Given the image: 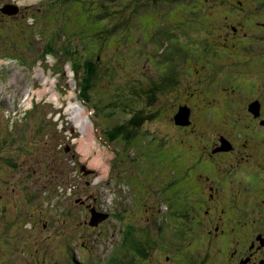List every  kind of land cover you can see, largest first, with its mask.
I'll use <instances>...</instances> for the list:
<instances>
[{"label":"rangeland","instance_id":"1","mask_svg":"<svg viewBox=\"0 0 264 264\" xmlns=\"http://www.w3.org/2000/svg\"><path fill=\"white\" fill-rule=\"evenodd\" d=\"M176 1L178 5L184 3L186 9L183 7L181 10L179 6L174 5L165 16H161L158 10L148 12L149 9H155L153 0H0V8L2 10L6 3L15 4V8L19 6V8L12 13L0 10V75L3 74L6 77L4 84L0 81V93L1 89H4L3 86L7 85L8 87H12L15 92L22 88L26 89L29 87L34 93L33 95L38 99L41 96H46V94L40 93L47 87L46 81L49 80L48 77H44V74L49 77L54 76L57 81L61 84H66V86L74 85V81L70 77L69 68L73 60L68 56L71 51L74 55L73 57L81 60L82 66L86 64L85 58L88 57L94 62L93 71L98 68V64L99 69L101 67L99 79L95 81L91 89V92L98 99L105 101L106 95L113 94L115 97L118 88L122 87L125 89L129 87L132 91L140 92V94L139 97L131 99L132 103L129 101L125 106H127V108L131 106L136 107L137 105H134L133 102H137L139 105L148 106L149 109L151 105H145V102L148 101L146 95L150 94L147 93L146 89L151 92L153 89L151 85H156L159 82V75L162 73L167 75L168 72H165L166 69L164 68H166L169 63L174 62L176 60L174 58L177 56V54H174L175 51L172 45L164 44V46L158 50V45L155 43V40L152 39L154 34L161 26H164L165 23H169L172 26L175 25L174 22H176L178 18H180L182 24L183 22H187L197 23L194 25L198 26L203 25L204 30H199L198 33L193 30V36L196 37L197 40H203L206 37L209 38L207 42L209 45L208 50L211 52L210 55L215 47L218 48L219 52L215 55V58H212L213 62L214 59L217 58L214 62L217 68L214 69L215 66L213 62V64L211 63L213 65L211 69L204 66L202 61L206 60V58L201 52L198 57V63H194L193 65V72L190 74L192 69H190L189 72L187 71L188 74L184 72L182 75L184 78L180 81L179 85L170 87H166V85V88L161 87L162 89H157L156 92L153 91V95L157 94L160 97L159 99L157 97L156 103L149 109V111L155 113L156 118L138 126L140 127L138 134L134 135H138L139 137H134V143L142 145L145 151L148 144H145L144 142L146 139H142L141 137L159 135L163 137L165 142L174 146V148L179 149L180 147L186 151L185 156L182 157L183 159L181 160H189L200 167L202 164L214 166L216 161H218L221 165L217 166L215 174L205 173L201 169L197 171L198 174L195 180L199 182L198 190L202 198L204 199L208 195V186L211 184L209 182L210 179L214 180L216 176L225 178L224 175L227 174L226 176H230L228 184L238 183L239 180L237 188V190L241 188L239 196H246V198H248V210H250L252 209L251 202H256L262 198L261 191L259 190L260 182V187L264 188V141H255L254 135H250V138L248 137L250 133H254L264 139V129L258 127L264 126L260 123L261 119L264 118L263 112L261 111L263 117L260 119L258 118L259 116L254 117L248 110V104L251 106L254 99L259 97L262 101L264 97L260 94L262 88L264 91V81L262 82V80H264V40L262 39L264 37V10H262V14L260 13V17L253 16L247 18L250 13L246 11L242 13V10L236 9L234 13V6L225 5L223 6L224 8H219L217 4L224 3L222 0ZM197 1L202 3V12L198 11L196 8H190L192 4H194L193 2L196 4ZM248 1L249 0H237L241 6ZM101 5L106 8L107 14L104 17L112 15V17H110L111 20H97L95 16H92L94 12L102 10ZM123 15L129 16L132 21L129 27L126 23H123L120 27L112 29V33L117 35V37H113L116 41L111 35L104 38L101 32H97L94 35L92 34V37L88 36L87 31L89 30L99 31L104 30L106 27L111 28L114 19ZM153 17H156V20L160 18L158 21L162 22L153 20ZM144 21L147 23L144 25L141 24L142 22L144 23ZM80 28L83 29L86 34H84ZM170 31L175 30L172 28ZM231 39H239V43H243L245 46H253L254 51L250 52L243 49L242 54L239 53L236 43H232ZM122 41L124 44H121ZM101 45L104 47L102 50L107 55L112 56L110 67L106 65L110 62H104L103 60L99 62L97 60V52ZM116 46L118 48H115ZM198 46H200L199 43ZM163 48L165 49L161 52ZM194 48L195 47H193L191 51L195 54L198 53V50ZM55 51H58L59 54L56 55L54 53ZM84 52L87 53L85 54ZM206 54L208 55V53ZM249 55L253 57L251 62H254L256 65L254 64L253 66L246 67V65H242L240 61L248 59ZM256 56H260L259 62L254 58ZM38 58H45L49 63L56 61L59 66L55 68L52 67V70H50L51 66H48V63L46 66L37 63V65H34V68L38 71V74L36 78L28 84L24 79L21 80L24 75L21 74L20 76L17 72L18 64L25 59L28 61ZM177 61L179 60L177 59ZM248 62L250 63L249 60ZM88 66L89 64L86 65V70H88ZM238 66L248 68L245 72L248 76L242 79V83H248V85H244L246 89L244 88L243 90H240L243 84L240 85L237 83V80L241 78L239 76H237V78H231V75H237L238 71L241 70ZM56 68L61 69V75L56 73ZM210 70L214 72L211 74V72L209 73ZM97 73L98 72H96V75ZM219 74L221 78L217 84L222 87H220V90H215L213 83H207L206 78ZM16 78L19 79V82ZM44 78L46 79L45 81ZM226 79H228L229 83L226 82ZM88 81L87 79V83ZM231 81H233L232 84H230ZM251 85L254 89L252 91L248 89ZM49 87L51 90L53 89L52 84L49 85ZM87 88H89L88 85ZM57 89L60 91L59 87ZM69 95V91H66L57 93L56 97L62 101V99H66ZM80 99L82 107L88 105V98L85 100L80 97ZM218 99L220 100L217 102ZM52 101L53 104L49 105L50 110L60 105L56 100L52 99ZM180 103L181 105L187 103L191 106L192 124L179 125L175 123L173 115L176 111L174 110ZM194 108H196L195 111ZM103 112L105 113V111ZM132 112L131 115L133 118L137 116V113ZM67 113L66 119L69 120V117H73V113L68 109ZM83 113L84 112L81 111L82 116ZM142 114L144 115L145 112H142ZM48 115L49 116L41 115L46 123V128L41 127V131L37 130L38 128L31 122L27 124V127L25 126L26 122L23 126L19 127V131L21 132L19 135V140H21L19 142V147L23 149L27 144L33 149L32 151L26 150L28 155L25 156L23 161L37 159V155L39 154L37 148L46 150L47 152L55 151L56 146L60 143V139L67 140L69 138L72 140L75 152L79 155V158L84 160L87 157L89 159L88 164L90 163L89 166L97 167L100 170L99 177L105 176L108 164L112 160V152L102 144L98 143L100 146L94 144L90 125L86 122V127H82L83 125H81L82 129L80 130V135L79 133L71 135L69 134L71 132L70 125L63 126L56 121L58 114L56 116ZM34 119L35 118H32V120ZM178 120L187 122L186 118H180ZM138 127L135 129H138ZM62 128L64 129L62 130ZM52 131H58V133H55V136H51ZM238 131L241 132V134L236 133ZM222 133H225V136L233 141L232 147L228 143L221 141ZM184 138L187 143L183 141ZM35 141H41L42 144H39V146L35 148ZM117 143L123 145L118 140ZM259 143L263 150L261 157L263 166L256 160V155L254 153L255 146ZM7 145L9 146V143ZM123 146L127 147V145ZM213 146L216 148L214 152L212 151L214 148ZM15 149L16 146L13 145L8 148V152H15ZM165 149V144L159 143L158 146L150 152L146 175L134 179V183L138 187L144 189L146 187V181L156 175L157 160ZM176 149H172L171 151L176 152ZM62 151H64L63 146ZM23 154L18 155L20 157L23 156ZM99 155L102 157V160H105L96 162L94 158ZM3 156L4 155H0V158ZM13 156L17 157L15 153H13ZM176 157L177 154H171L169 156L170 159ZM143 158L142 156V159ZM74 159L75 158H70L66 161L62 155V165H70L65 167V170L71 168ZM3 168V164L0 162V171ZM6 168L5 166V169ZM140 169H146L145 163L142 164ZM172 172L174 174L173 176L177 177L176 170L173 169ZM18 173H20L19 170H9L7 172L11 182L19 178ZM256 173L260 182L256 179ZM45 177L49 179L53 178L50 174ZM247 179H249L250 187L253 186L252 189H250L249 186H240L242 182L246 183L245 181ZM174 185L175 184L166 185L162 189V194H164L165 204L167 206L171 204L170 191H172ZM250 191L253 192V194H251ZM4 193L8 194L5 190ZM110 193H112L111 187ZM157 197L158 196L155 195L154 201L156 202ZM217 199L222 203L227 198L223 200V195L221 194L217 196ZM142 201L145 203L144 197ZM184 203V200L178 199L176 200L175 206L181 209ZM156 205L160 207L158 209L168 210L164 205ZM245 209V206H241V210ZM229 210L236 212L238 209L230 207ZM155 212L156 208H154L153 212L154 217L156 216ZM253 213L255 217H259V220L264 222V201H261V203L257 202L256 210L253 211ZM199 215L200 213L195 211L193 219L190 222L188 219L186 222L180 218L178 222L173 224L172 235H177L178 229H181L179 234L181 237L179 240L172 243L169 248L157 243L151 247L155 255L153 264H181L183 257L181 256L180 250L183 247L186 248L187 240L192 241L194 235L197 234V232L192 230L191 223L194 225V221H196ZM232 221L235 223L237 222L234 218ZM155 222H157L158 225L154 231L148 233L150 237L156 236L158 233L157 230L161 228L165 232L163 227L166 225L158 221ZM208 224L209 218L203 221L205 232V228ZM21 230L25 237L24 240L20 242V245L25 248L24 256L29 264H31L32 260L28 253L33 247V234L29 232L27 222H24V225L21 226ZM249 231L250 229L246 230L245 227L242 229L240 240L243 243L246 242V233ZM191 232L195 233L191 234ZM198 232L200 235L203 234L202 231ZM1 234L0 232V235ZM11 234L12 233H10L9 237ZM173 239L172 237V240ZM178 242H180V248L177 250L176 247ZM14 244L17 243L13 242L9 244V246ZM116 244L117 243H114V245ZM131 245L134 246V244L129 243L125 248ZM48 248L51 247L48 245L44 246L40 253L45 252L44 258L48 261H58L53 258L52 248ZM163 248L168 249L163 251ZM1 250L0 248V252ZM34 250L36 249L34 248ZM114 250L118 251L116 249ZM136 250H140V247ZM173 252L175 256H173L174 258L172 260L165 258L167 256L171 257ZM248 252L249 254L264 253L263 248L260 250L256 246L248 248ZM130 254L131 253H128L127 255ZM5 257L6 255L2 253V258ZM262 258H264L262 255H258L257 257L251 255V257L246 256L240 261L234 259L229 264H261L260 260Z\"/></svg>","mask_w":264,"mask_h":264},{"label":"trees","instance_id":"2","mask_svg":"<svg viewBox=\"0 0 264 264\" xmlns=\"http://www.w3.org/2000/svg\"><path fill=\"white\" fill-rule=\"evenodd\" d=\"M153 1L155 4V6H154L155 9H149L148 8L149 9L148 12L158 10V11H160L161 16H165V14H167L169 9L172 8V6H174V5L179 6L181 8V10L185 6L184 3L182 5H178L176 0H153ZM191 1H193V0H191ZM222 1H224V3L217 4V6H219V8H224L223 6H225V5L234 6V13H235V9L236 10H242L241 11L242 13L245 11L250 13V15H248V16L246 15L247 18H250L253 16H256V17L259 16L260 17V15L262 14L261 13L262 10H264V0H253L254 3L252 0H249L248 2H246V4H243L242 6L240 5V3L237 2V0H226V1L222 0ZM178 2H183V0H180V1L178 0ZM193 3L194 4H192V6L190 8H192V9L196 8V9H198V11L202 12V6H201L202 3L198 2V1L196 2V4H195V2H193ZM198 3H201V4H198ZM105 11L106 10H102L101 12L100 11L95 12V14L93 16H95L97 20L104 21L105 19H107V16L104 17L107 14V13H105ZM148 12H144V13H148ZM263 17H264V15H263ZM153 20H156V17H153ZM158 20H160V18H158ZM158 20H156V21L162 22V21H158ZM131 21H132V19L129 16H124V15L119 16V18L114 19L113 26L111 27V29L118 28L123 23H126L127 26L129 27ZM146 23L147 22L144 21V23L142 22L141 24L144 25ZM174 23H175V25H173V26L169 23H165L164 26H161L156 31V33L154 34V36L152 38L153 40H155V43L158 45V47H157L158 50H160L164 46V44L165 45H172V48L175 51L174 54H177L176 57L173 55L175 57L174 59H176V60L172 63H169L168 66L166 68H164V69H166L165 72H168L167 75H165V73L164 74L162 73L159 75V82L156 85H151V87L153 88L151 90V92L146 89L147 93H150V94H148V98H151L153 100H156L155 96L157 95V94L153 95L152 94L153 91L156 92L157 89H162L161 87H165L166 85H167L166 87L179 85L180 81L184 78L182 76L183 73L184 72L187 73V71L189 72V70L193 68L194 63H198V57L200 56L201 52H202V54L205 55V58H206V60L202 61V64L204 66L208 67V69H211L213 65L215 66L214 69L217 68V65L214 63L217 58L214 59V62L212 61V58H215V55H217V53L219 52L218 48L215 47V49L212 50V54L210 55L211 52H209V50H208L209 45L207 42L209 40V38L206 37L203 40L199 39L200 40L199 41V40H197L196 37L193 36L194 32L198 33L199 30L200 31L204 30L203 29L204 26L203 25L198 26V25H194L197 23H187V22H183V24H182V22H180V18H178L177 21ZM105 27H106V25H105ZM190 27H192V28H190ZM172 28L175 31H170ZM111 29H109L108 31H111ZM193 30H194V32H193ZM102 31H106V30H102ZM109 35H111L112 38L117 37V35H114L113 33L109 34ZM262 39L264 40V37ZM231 41H232V43H234V42L236 43L237 50L241 54H242L243 49H246V51H250V52L254 51L253 46H251V45L245 46L243 43H239L240 42L239 39H235V40L231 39ZM169 42H172V43H169ZM198 43L200 44V46H198ZM121 44H124L123 41ZM153 45H155V44H153ZM193 47H195L194 48L195 50H198V53L195 54L191 51ZM115 48H118V47L116 46ZM206 53H208V55ZM254 58H256L258 60L257 62H259L260 56H256ZM111 59H112V57H111ZM111 59L109 61L110 63L107 65L108 67H110ZM177 59L179 61H177ZM248 60L250 61V63L248 62ZM252 60H253V57L249 55L248 59L242 60V61H240V63L242 65H246V67H250L251 65L253 66L255 64L254 62L253 63L251 62ZM238 67L241 70L240 71L237 70L238 71L237 75L233 74V75H231V78H234V77L237 78V76H239L241 79L237 80L238 81L237 83L240 85L243 84V87H241V89H240V90H243L245 88L244 85L245 86L248 85V83H242V79L246 78L248 76L245 73L248 68H242V66H238ZM254 69H255V66H254ZM92 72H90L89 75H91ZM192 72H193V69L190 71V74ZM210 72L212 74V72H214V71L210 70L209 73ZM223 73H225V72H223ZM227 75H229V74H227ZM93 77L94 78L96 77V70L93 72ZM220 78L221 77L219 74V75H214L213 77L208 76L206 78V80H207V83H213L215 90H220V87H222V86L217 84ZM226 78H228V77H226ZM226 80H227L226 82L229 83L228 79H226ZM263 81L264 80H262V82ZM232 83H233V81H231L230 84H232ZM205 88H206V85H205ZM248 89L250 91L254 90L252 85L249 86ZM243 92H245V91H243ZM263 93H264V91L262 88V90H260V94L262 96H264ZM137 94H140V92H138ZM262 99H263L262 100V108L260 109L261 115L259 113V115L254 116V117L259 116L258 118H260V119L263 117L262 112H264L263 111L264 97ZM219 100L220 99H218L217 102ZM133 103L135 105H138L137 102H133ZM144 117H148V116L147 115L144 116L142 114V111H139V114L137 116H135L134 118H132L131 124H133V125H130L128 134L133 133L134 126L135 127L139 126L140 123L143 122ZM258 127H260V129H264V126H258ZM236 133L241 134V132H239V131ZM250 135H254V137H255L254 140L257 142L260 140L264 141V139L261 138L257 134L250 133L248 135V137ZM254 153L256 155V160L259 162V164L261 166H263L262 160H261L263 150L260 147V143L255 146V152ZM258 181L260 182V180H258ZM245 182L246 183L242 182V185H240V186H242V187L249 186L250 187L249 179H247ZM238 184H239V180H238V183H234V186L238 187ZM260 186H261V182H260L259 188H261ZM252 188H253V186L250 187V189H252ZM263 199H264V196L262 195V198L259 199L258 202L260 203ZM256 207H257V203L254 202L252 205V210H256ZM251 213H253V211H251ZM250 217H251V220L247 224H245V229L246 230L250 229V231L246 233V236H248V240H246V242L247 241L250 242V240L252 238H257V236L255 234H252V231H251L252 228H254V227H255V230H257L256 223L254 222V218H253V217H255L254 213L249 215L248 218H246V220H248ZM8 221L5 218L0 220V232L2 233L0 235V248L2 249L0 252V259H2V253H4L5 255L9 254V253L15 254V255L21 254L19 247H20V242L22 241V236H20L19 234H21L22 230L19 226H17L13 222L12 219L8 220ZM215 221H217V220H215ZM217 224H220V221ZM3 225H6V227H7L5 229V231L2 230ZM219 226H220V229L217 230L216 227L214 228V226L209 223L208 226L205 228L206 232H203V234H201V235L199 234L200 241L199 240H198L199 242L197 241L198 242L197 246L192 245V246H189L190 248H184V247L182 248L184 251L187 250V251H185V254H184L185 257H184L182 264H229V255L230 254H228V250H229V253H230V251H232L233 246L236 245V242L238 240V236L236 235V232L238 234H241L242 229H239L240 227H239V225H237L236 229L234 231H232L231 229H229L228 225L224 224V223L220 224ZM208 228L210 231H208ZM10 233H12V234L9 237ZM246 236H244V237H246ZM232 238H233V240H232ZM13 242H16L17 244L9 246V244H11ZM242 243L243 242L241 241V244ZM221 248H223V249L221 250ZM225 248H226V250H225ZM11 264H14V263H11Z\"/></svg>","mask_w":264,"mask_h":264},{"label":"flooded vegetation","instance_id":"3","mask_svg":"<svg viewBox=\"0 0 264 264\" xmlns=\"http://www.w3.org/2000/svg\"><path fill=\"white\" fill-rule=\"evenodd\" d=\"M263 114H264V112H263ZM260 115H261V113H260ZM206 167H208V171L210 173L213 171V169L211 168L213 166L208 164V165H206ZM208 188H207L208 191H209L208 195L211 198V202H212V205H210V208H211V210H214V209L217 208V202H215L214 199H216V196L221 195V194L224 196L226 194V190H225L224 186L221 183L217 182V181H216V183H214L212 185H209ZM251 194H253V192H251ZM224 199H225V197H223V200ZM262 201H264V199ZM218 204L221 207H225L226 206L224 204V202H222V203L219 202ZM220 214L221 215L218 216L217 221H215V220L213 221L214 224L212 223V220H211V224L214 226V228L216 227V229L219 230L220 229L219 225L224 223V224L228 225L229 229L234 231L236 229V226L234 225V223L232 221V218H230V216L227 215L226 208L220 209ZM253 218H254V222L256 223L257 230H255V227H254V228H252L251 231H252V234H255L257 236V238H252L250 240L251 244H250L249 241L241 244V240H240L241 234H238L236 232V235L238 236V240L236 242V245L233 246V249H232V251H230V253H229V250H228V254H230L229 255V263L232 262V260H234V259L237 260V261H240L246 256H248V257L250 256L251 257V255H253L255 257H257L258 255H262L264 257V253H262V254L261 253H257V254L256 253H250L249 254V252H248V248H251L253 246H256L260 250L263 248V251H264V222L260 221L259 217H253ZM250 220H251V218H249L247 220V222H245V224H247ZM219 221H220V224H217ZM244 227L245 226H243V228ZM232 240H233V238H232ZM247 240H248V236H247ZM247 244H248V248H247ZM222 249L223 248H221V250ZM112 250L114 252L118 253V254L123 252V248H121V249L118 248L117 249L118 251H115L113 248H112ZM225 250H226V248H225Z\"/></svg>","mask_w":264,"mask_h":264},{"label":"water","instance_id":"4","mask_svg":"<svg viewBox=\"0 0 264 264\" xmlns=\"http://www.w3.org/2000/svg\"><path fill=\"white\" fill-rule=\"evenodd\" d=\"M6 11H7V12H12V11H14V10H7V9H6ZM250 108H251V110H253V111H254V110H257V111H258V108H259V104H258V102H257V101L253 102ZM253 108H254V109H253ZM258 112H259V111H258ZM256 114H257V113H256ZM188 115H189V109H188L187 107H181L180 112H179L177 118H178V119H180V118H188ZM180 122H181V121H180ZM261 264H264V260L262 261Z\"/></svg>","mask_w":264,"mask_h":264},{"label":"bare ground","instance_id":"5","mask_svg":"<svg viewBox=\"0 0 264 264\" xmlns=\"http://www.w3.org/2000/svg\"><path fill=\"white\" fill-rule=\"evenodd\" d=\"M79 112H80V113L74 111L75 116L80 120L81 124L84 125V127H86V122H87V121H85V120L83 119L84 117L82 116L81 111H79ZM99 154H100V153H99ZM100 155H101V154H100ZM100 155H99L98 157H95V158H94L96 162H98L99 160H102V157H101ZM103 156H104V155H103ZM98 158H99V159H98ZM99 162H101V161H99ZM112 248L117 250L118 248L121 249L122 247L117 243L116 245L113 244V247H112Z\"/></svg>","mask_w":264,"mask_h":264}]
</instances>
